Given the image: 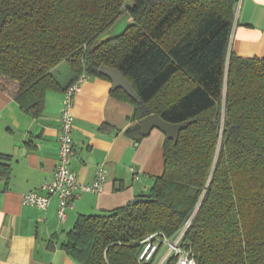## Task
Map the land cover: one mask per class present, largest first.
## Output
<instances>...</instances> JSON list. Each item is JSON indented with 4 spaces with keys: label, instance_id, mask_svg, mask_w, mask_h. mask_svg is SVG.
Masks as SVG:
<instances>
[{
    "label": "trees",
    "instance_id": "16d2710c",
    "mask_svg": "<svg viewBox=\"0 0 264 264\" xmlns=\"http://www.w3.org/2000/svg\"><path fill=\"white\" fill-rule=\"evenodd\" d=\"M238 2L0 0V91L22 110L40 113L59 88L51 70L66 63L69 84L107 79L100 66L121 73L137 100L112 93L134 106L139 138L151 114L188 122L165 138L144 202L77 219L64 249L78 264H152L139 260L142 239L171 238L187 221L196 264H264V56L230 50ZM125 12L134 25L92 50Z\"/></svg>",
    "mask_w": 264,
    "mask_h": 264
},
{
    "label": "crops",
    "instance_id": "0c3cea01",
    "mask_svg": "<svg viewBox=\"0 0 264 264\" xmlns=\"http://www.w3.org/2000/svg\"><path fill=\"white\" fill-rule=\"evenodd\" d=\"M230 50L242 58L264 56V0H239ZM69 72L63 84L55 77L59 88L46 92L38 115L0 91V264H78L64 249L77 219L130 203L163 172L164 134L153 129L139 138L134 106L113 95L109 80L90 76L74 97L70 166L85 185L102 166L101 191L80 193L64 221L57 217L55 196L45 211L22 204V195L49 180L56 167L62 91L74 77Z\"/></svg>",
    "mask_w": 264,
    "mask_h": 264
},
{
    "label": "built area",
    "instance_id": "2783aa9c",
    "mask_svg": "<svg viewBox=\"0 0 264 264\" xmlns=\"http://www.w3.org/2000/svg\"><path fill=\"white\" fill-rule=\"evenodd\" d=\"M88 76L80 75L74 82L67 85L62 92V100L59 114V152L55 169L49 180L41 184L37 189L22 195V204L45 211L51 197L58 201L57 217L64 221L65 211L72 207V202L80 193H98L106 181V171L100 166L95 172V179L90 185L81 184L76 173L71 169L70 163L74 155L72 132L74 117L72 113L75 94L80 90V84ZM133 171V169H131ZM134 176V180H137ZM189 226L187 221L182 228L171 238L162 232L147 235L140 242L143 250L139 260L152 264H196L192 250L184 247L183 240Z\"/></svg>",
    "mask_w": 264,
    "mask_h": 264
},
{
    "label": "water",
    "instance_id": "95a60500",
    "mask_svg": "<svg viewBox=\"0 0 264 264\" xmlns=\"http://www.w3.org/2000/svg\"><path fill=\"white\" fill-rule=\"evenodd\" d=\"M119 18L115 21V23L107 31H105L104 33L98 36V38L94 41L91 47L92 50L99 47L105 41L120 36L121 34L125 32V30L129 26L134 25L132 18L128 14L125 15V17L121 19ZM97 72L99 75L106 77L111 82L112 87L114 89H121L130 98H132L133 100H137V97L131 85L124 79V77L121 75V73L118 70L109 68L106 66H100ZM187 125H188V122H183L179 124L167 123L163 121L156 114L148 115L139 121L141 135L148 136L149 133L153 129H156L160 131L161 133H163L165 138L172 139L174 141L177 139L179 132L185 129ZM144 201H145L144 198L138 197V198L133 199L130 203L134 205V204L141 203Z\"/></svg>",
    "mask_w": 264,
    "mask_h": 264
},
{
    "label": "rangeland",
    "instance_id": "374dc122",
    "mask_svg": "<svg viewBox=\"0 0 264 264\" xmlns=\"http://www.w3.org/2000/svg\"><path fill=\"white\" fill-rule=\"evenodd\" d=\"M125 15H127L126 12L123 13L119 19L125 17ZM69 71H71L70 67L66 63H62L57 67H55L54 69H52L51 74L53 77H56L59 80L58 82L60 84H63L65 81H67L68 74L70 73ZM162 156H163V152H162Z\"/></svg>",
    "mask_w": 264,
    "mask_h": 264
}]
</instances>
